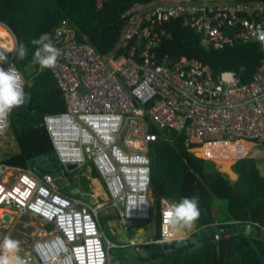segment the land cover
<instances>
[{"label": "built area", "instance_id": "2783aa9c", "mask_svg": "<svg viewBox=\"0 0 264 264\" xmlns=\"http://www.w3.org/2000/svg\"><path fill=\"white\" fill-rule=\"evenodd\" d=\"M121 19L118 47L124 53L117 57L101 56L85 38L75 40L64 22L49 35L59 56L55 67L46 70L61 93L65 111L44 116L41 124L60 166L92 163L105 181L110 203L67 197L59 188L63 172L53 178L31 167L0 162V230L5 231L0 242L23 227L26 218L53 229L50 236L33 234L20 244L18 264H33L32 258L38 264H121L111 262L114 247L140 250L182 240L168 235L162 216L166 200L161 201L157 239L135 244L130 239L116 246L101 226L100 213L106 208L117 212L124 232L152 218L147 145L157 136L149 132V123L185 135L190 150L214 145L229 149L230 167L251 157L247 143L253 146L264 140V2L150 0L134 3ZM175 20L198 34L206 49L256 44L262 59L252 80L239 83L232 72L214 78L197 60L163 55L162 27ZM5 29L13 36L15 48V35ZM14 53L0 63L1 68L16 69ZM8 126L9 116L0 124V140ZM131 131L138 143L126 139L122 147V139Z\"/></svg>", "mask_w": 264, "mask_h": 264}, {"label": "trees", "instance_id": "16d2710c", "mask_svg": "<svg viewBox=\"0 0 264 264\" xmlns=\"http://www.w3.org/2000/svg\"><path fill=\"white\" fill-rule=\"evenodd\" d=\"M149 1L0 0V23L11 29L16 37V45L22 42L28 48L24 59H19L14 53L13 61L25 81L24 92H30L32 96L30 106L25 111L9 116V128L18 152L1 162L28 168L33 166L32 160L45 155L57 166V171L62 170L52 142L40 125L44 116L63 113L65 104L50 73L45 69L39 70V65L33 62V54L38 46L30 42L41 35H51L64 22L75 40L85 38L101 56L117 57L124 53L118 47L124 26L121 16L134 3ZM162 29L160 52L163 55H168L171 60L181 57L197 60L211 70L214 78L223 72H232L239 83H248L262 59L256 44L237 45L223 50L206 49L201 37L182 26L181 20L171 21ZM4 43L15 45L11 33L0 25V48L3 51ZM1 49L0 55L6 57ZM31 66L35 69L33 73L29 72ZM148 129L157 136L155 142L147 145L150 196L155 201L154 239L160 233L161 201L176 203L183 197L199 198L200 217L194 224L197 230L210 226L222 229L246 227L249 224L257 231L260 227L264 228V177L257 167L259 159L240 160L230 170L232 154L229 151L226 150L223 157L209 154L207 158L213 159L215 165L212 161L197 158L195 155L205 157L204 148L190 150L185 135H178L169 129L158 130L150 123ZM260 142L264 148V141ZM87 165L91 168V178L102 179L91 163ZM38 170L40 174H50ZM231 171L237 176L234 181L230 179L234 177ZM67 173L70 175L74 170ZM106 216L108 220H117L116 214ZM100 222L102 224L101 219ZM47 228L51 231L52 227L48 225ZM195 235L192 234V237ZM113 243L121 245L118 241ZM153 246H143L142 250ZM113 250L114 258L121 264H264V239L243 232L224 235L219 239L212 235L194 244L188 243L145 256L140 250L129 247Z\"/></svg>", "mask_w": 264, "mask_h": 264}, {"label": "clouds", "instance_id": "9594fccd", "mask_svg": "<svg viewBox=\"0 0 264 264\" xmlns=\"http://www.w3.org/2000/svg\"><path fill=\"white\" fill-rule=\"evenodd\" d=\"M30 43L34 46H38L33 54V62L38 64L41 70L54 68L57 63L59 51L53 45L49 36L47 34L41 35L39 39H33ZM14 51L17 57L21 60L28 54V48L22 42L17 43ZM5 59L6 58L3 55H0V63L4 62ZM230 75L232 74L223 73L222 77ZM23 86V76L18 70L12 66L8 70L0 68V124H3L6 121L7 117L15 107L23 105L26 102V95ZM250 158H254V156L251 155ZM163 203L165 204V208L162 211V216L170 237L179 236L186 229L191 230L200 217L198 196L183 197L176 203L170 204L167 200L163 201ZM140 232H143V230H140ZM130 242L135 244L137 241L132 239ZM114 245L120 246L119 244ZM19 249L20 242L18 240L5 236L3 241L0 242V264H18L16 254ZM140 250H142V248ZM112 258L115 259L114 257Z\"/></svg>", "mask_w": 264, "mask_h": 264}, {"label": "rangeland", "instance_id": "374dc122", "mask_svg": "<svg viewBox=\"0 0 264 264\" xmlns=\"http://www.w3.org/2000/svg\"><path fill=\"white\" fill-rule=\"evenodd\" d=\"M4 49H5V53H10L14 50V46L9 44V43H4ZM3 52V51H2ZM126 139H128L129 141H131L132 143H138L139 138L134 136V132H130L129 137L127 136V134L124 136V138L121 141V146L124 147L125 141ZM248 147H250V145H247ZM140 147L143 149V146L140 145ZM247 147V148H248ZM206 148L204 151V156L207 157L209 154L216 156V157H223L224 152L227 149L224 148ZM219 149V150H218ZM229 151V150H227ZM250 155L255 156V158L260 159L259 164L258 165H264V148L260 146L259 143L253 145V147L250 150ZM197 158H201V156L195 155ZM216 165V164H215ZM219 168V166H217ZM33 168V167H32ZM81 168V167H80ZM34 169V168H33ZM66 169V168H64ZM84 170H86L87 168L84 167L82 168ZM88 169H90L88 167ZM231 169V168H230ZM36 172H38L36 169H34ZM39 173V172H38ZM101 180V179H100ZM67 179H65L63 181V184L70 189L69 185H67ZM101 184H102V180H101ZM103 186V190H105V194H101V196L103 197V199L106 201V203H110L109 202V196L107 194V190L105 188V186L102 184ZM91 187V186H90ZM76 197H81V195L78 193L76 195H74ZM102 198L100 200H103ZM170 204L173 203L172 201H169ZM155 205V201L154 199L152 200V208H154ZM112 214H116V211L114 209H104L101 213H100V219L102 220V224H103V231L105 233V236L107 238V240L109 241H119V242H128L129 239L131 238H135L136 241L138 242H144L146 240H148L149 238L153 239L155 236V217H154V209H152V218L149 222L144 223V224H138V226H136L134 229L129 230L128 232H124L120 226L118 225V223L115 220H108L106 215H112ZM0 215H1V210H0ZM24 222V227H17L15 229L14 232H12L11 234V238L18 240V241H27L29 240L32 235H47L50 236V233L53 231V229H51V231H49L47 229V226L42 223L41 221L37 220V219H33V218H26V220H23ZM113 223H115V226H113ZM143 230V232H140V230ZM193 229V227L191 228V230ZM115 230V232H114ZM189 230V231H191ZM184 231H187L184 230ZM5 233V231L0 230V237ZM115 256V252L114 250L111 251V257Z\"/></svg>", "mask_w": 264, "mask_h": 264}, {"label": "crops", "instance_id": "0c3cea01", "mask_svg": "<svg viewBox=\"0 0 264 264\" xmlns=\"http://www.w3.org/2000/svg\"><path fill=\"white\" fill-rule=\"evenodd\" d=\"M0 25H2L3 27H5V25L4 24H2V23H0ZM3 51V50H2ZM6 58V57H5ZM35 69H34V67H29V72H32V71H34ZM39 70H40V66H39ZM46 70V69H45ZM47 71V70H46ZM33 73V72H32ZM31 73V74H32ZM53 82H54V80H53ZM31 100H32V98H31ZM31 103V102H30ZM29 106H30V104H29ZM28 106V107H29ZM19 113V112H18ZM14 115V114H13ZM40 127H41V125H40ZM247 144H249L250 145V147L252 148L253 146H251L252 144H250V143H247ZM247 144L245 145L246 146V148L248 147L247 146ZM205 149L206 148H204V151H205ZM227 150H229V149H227ZM18 152V147H17V144H16V142H15V138H14V136H13V134H12V130H11V128H9V126H8V128H6V130L4 131V133H3V135H2V137H1V140H0V162L1 161H3V160H5L6 158H8L11 154H15V153H17ZM254 159H257V158H255V156H254ZM260 160V159H259ZM3 163V162H2ZM89 164V163H88ZM227 164V163H226ZM34 166V165H33ZM32 166V167H33ZM84 167H86L87 169L86 170H84V169H82V168H84ZM84 167H75V168H73V169H71V170H69V169H67V167H66V169H64L63 167H62V170L60 171V172H63V174H64V180L65 179H67V185H69V187H70V189H68L64 184H63V188H65L66 190H67V193L66 194H64V195H66L67 197H73V198H77V199H79V200H81V201H83V202H86V203H94V202H106L104 199H103V197L101 196V194H105V190H103L102 188H103V186H102V184L104 185V182H103V180H102V184H101V180L99 179V178H91V168H90V166L89 165H86V166H84ZM88 167L90 168V169H88ZM258 167V169H259V173H260V175L261 176H263L264 177V165H258L257 166ZM34 169H36L38 172H39V170L38 169H41V168H38V167H36V166H34L33 167ZM42 170V169H41ZM74 170V173H72V174H70V175H68V173L67 172H71V171H73ZM231 170V169H230ZM44 171V170H43ZM232 172V171H231ZM233 173V172H232ZM67 174V175H66ZM233 175H234V177H230V179L231 180H236L237 179V176H236V174H234L233 173ZM93 180H97V182H93ZM91 186V187H90ZM105 186V185H104ZM78 190H77V189ZM106 188V187H105ZM81 191V192H80ZM80 194L81 195V197L79 198V197H76V196H74V195H76V194ZM83 196H85V198H83ZM86 196H89V199H86ZM96 198V199H94V200H92V198ZM103 199V200H100V199ZM150 198H151V196H150ZM151 203H152V199H151ZM106 209H110V208H106ZM1 214H2V211H1ZM116 215H117V212H116ZM1 216V215H0ZM116 222L118 223V216H117V220H116ZM119 225V224H118ZM101 226H102V224H101ZM113 226H115V223H113ZM247 226H249V227H251L250 226V224L249 225H247ZM24 227V226H23ZM102 228H103V226H102ZM263 227H260V229H259V232L261 233V229H262ZM48 229V228H47ZM264 229V228H263ZM49 230V229H48ZM142 230V229H141ZM202 229H199V230H197L196 228H195V225H193V229L191 230V231H189V230H187V231H184L181 235H179L182 239H191L192 238V234H197V233H199L200 231H201ZM50 231V230H49ZM114 232H115V230H114ZM241 232H243V231H241ZM240 233V232H239ZM244 233V232H243ZM261 235H263V233H261ZM131 239H135V238H131ZM130 240V239H129ZM136 240V239H135ZM28 241V240H27ZM27 241H19L20 242V244H23V243H25V242H27ZM118 243H120V244H126V243H128V242H119L118 241ZM137 243H140V242H138L137 241ZM114 248H117V247H114ZM114 248H112V250L114 249ZM129 248H131L132 250L133 249H135L134 247H129ZM111 250V251H112ZM136 250V249H135ZM132 252V251H131ZM131 255H132V253H131Z\"/></svg>", "mask_w": 264, "mask_h": 264}, {"label": "water", "instance_id": "95a60500", "mask_svg": "<svg viewBox=\"0 0 264 264\" xmlns=\"http://www.w3.org/2000/svg\"><path fill=\"white\" fill-rule=\"evenodd\" d=\"M240 1H243V0H240ZM241 70H243V67L241 68ZM28 85L31 86V83L29 82ZM80 92H83V89H81ZM25 95H26V102L23 105L15 107L9 116L16 114L18 112L25 111L28 108V106L31 102L32 96H31L30 92L25 93ZM31 163L34 166L41 168L44 171L50 172L51 176L53 178H56L59 176V172L57 171V166L55 164H53L50 161V159L45 155H41V156L36 157L34 160H32ZM73 168H75L73 165L67 166V169H69V170H71ZM59 188H60L62 193H64V194L67 193V190L65 188H63L62 184L59 185ZM83 198H85V196H83ZM86 199H89V196H86ZM118 206H119V208H121L120 204ZM6 219H8V218H6ZM241 231H243L246 235H249L251 237L264 239V235H261V233L259 231H257L256 229H253L249 226H246V227L235 226L232 228H225V229L210 226V227H207L205 229H202L199 233H197L191 239H182V240L178 241L177 243H175L174 245H171V246L156 245V246L150 247L146 250H140V253L142 254V256L150 255V254L155 253V252L168 250V249H174V247H181V246H184L188 243L194 244V243H197V242L203 240L204 238L210 237L212 235L216 236V238L219 239L220 237H222L224 235L238 234ZM31 262L33 264H38L34 258H32ZM111 262H115V259H112Z\"/></svg>", "mask_w": 264, "mask_h": 264}, {"label": "bare ground", "instance_id": "6f19581e", "mask_svg": "<svg viewBox=\"0 0 264 264\" xmlns=\"http://www.w3.org/2000/svg\"><path fill=\"white\" fill-rule=\"evenodd\" d=\"M0 49H1V48H0ZM1 50H2V49H1ZM3 52H4V51H3ZM4 53H5V52H4ZM5 54H6V57H8L9 53H5ZM136 142H137V141H136ZM136 142H135V143H136ZM134 146H135L136 148H138V147H139V145H138V144H135ZM218 147H220V148H221L222 146H221V145H214V147H212V148H214V149H215V148H218ZM212 148H211V149H212ZM211 149H210V151H211ZM218 150H219V149H218ZM1 211H2V210H1ZM2 213H3V212H2Z\"/></svg>", "mask_w": 264, "mask_h": 264}]
</instances>
